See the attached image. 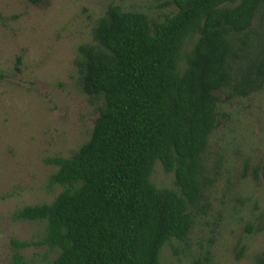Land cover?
Wrapping results in <instances>:
<instances>
[{
    "label": "trees",
    "instance_id": "obj_1",
    "mask_svg": "<svg viewBox=\"0 0 264 264\" xmlns=\"http://www.w3.org/2000/svg\"><path fill=\"white\" fill-rule=\"evenodd\" d=\"M165 5L175 11L158 20L110 3L77 46L80 89L101 101L99 115L68 157L46 160L62 190L14 212L46 222L41 240L12 239L16 249L47 245L51 264H162L163 248L189 237L224 104L264 89V0ZM157 163L173 187L155 183Z\"/></svg>",
    "mask_w": 264,
    "mask_h": 264
},
{
    "label": "rangeland",
    "instance_id": "obj_2",
    "mask_svg": "<svg viewBox=\"0 0 264 264\" xmlns=\"http://www.w3.org/2000/svg\"><path fill=\"white\" fill-rule=\"evenodd\" d=\"M167 0H0V264H51L47 245L16 249L12 239L39 241L46 222L14 220L26 205L50 203L56 167L85 142L101 101L83 93L77 46L110 3L161 20ZM223 97V96H221ZM210 137L207 206L185 241L166 245L162 264H264V89L224 104ZM153 180L173 187V174L155 165Z\"/></svg>",
    "mask_w": 264,
    "mask_h": 264
}]
</instances>
